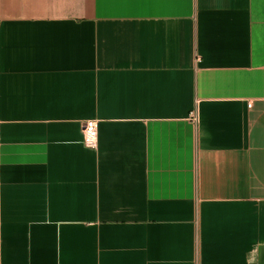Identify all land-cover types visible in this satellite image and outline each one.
<instances>
[{
  "label": "crops",
  "instance_id": "obj_1",
  "mask_svg": "<svg viewBox=\"0 0 264 264\" xmlns=\"http://www.w3.org/2000/svg\"><path fill=\"white\" fill-rule=\"evenodd\" d=\"M0 264H264V0H0Z\"/></svg>",
  "mask_w": 264,
  "mask_h": 264
},
{
  "label": "built area",
  "instance_id": "obj_2",
  "mask_svg": "<svg viewBox=\"0 0 264 264\" xmlns=\"http://www.w3.org/2000/svg\"><path fill=\"white\" fill-rule=\"evenodd\" d=\"M252 106V103H249ZM193 117L194 112H192ZM83 141L84 144L92 149L98 147L99 137H98V120L88 119L83 124Z\"/></svg>",
  "mask_w": 264,
  "mask_h": 264
}]
</instances>
